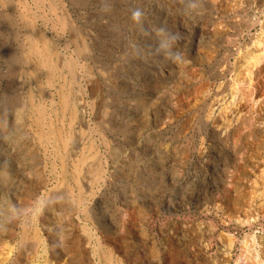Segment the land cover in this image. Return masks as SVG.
Wrapping results in <instances>:
<instances>
[{"label":"rangeland","instance_id":"374dc122","mask_svg":"<svg viewBox=\"0 0 264 264\" xmlns=\"http://www.w3.org/2000/svg\"><path fill=\"white\" fill-rule=\"evenodd\" d=\"M0 264H264V0H0Z\"/></svg>","mask_w":264,"mask_h":264},{"label":"bare ground","instance_id":"6f19581e","mask_svg":"<svg viewBox=\"0 0 264 264\" xmlns=\"http://www.w3.org/2000/svg\"><path fill=\"white\" fill-rule=\"evenodd\" d=\"M55 2H58V0H53ZM253 1V0H252ZM256 3V1H255ZM254 3V5H255ZM261 3V2H260ZM257 4V3H256ZM253 5V6H254ZM252 6V7H253ZM262 6V5H261ZM256 7V6H255ZM259 7V6H258ZM245 14V13H244ZM247 16V15H246ZM239 17V16H238ZM244 21V20H243ZM258 21V20H257ZM256 21V22H257ZM239 23V22H238ZM247 24H250L252 26H255V22H246ZM242 24V23H241ZM244 24V23H243ZM249 28V27H247ZM246 28V29H247ZM242 30V29H241ZM27 38L29 41V44L31 46V52L35 53V55H38L39 57V61L40 63H38L37 65H34L31 69V72L33 74V76H38V73H41V69L43 71V75H44V81L46 82V84H50L51 81H53L52 79H54V77L56 76L55 73V65L53 62V54H52V49L50 48L49 44L43 39V36L37 32L35 29L32 28H27ZM256 43V42H255ZM39 46L40 49L34 47V45ZM254 47V46H253ZM252 48V47H251ZM39 77V76H38ZM37 78V77H36ZM35 78V79H36ZM37 81V80H36ZM64 93V92H63ZM61 96V95H60ZM66 103L65 99L62 100V105H64ZM257 103V102H256ZM251 107V106H250ZM249 107V108H250ZM254 107H252L253 109ZM252 111V110H251ZM41 112V110L38 108L37 109V113L39 114ZM254 112V109H253ZM38 118V117H36ZM37 122V120H36ZM248 123V122H247ZM58 135L60 136V139L62 140V143H66V139L64 135H60L58 133Z\"/></svg>","mask_w":264,"mask_h":264}]
</instances>
